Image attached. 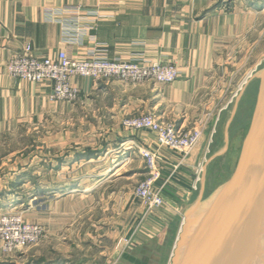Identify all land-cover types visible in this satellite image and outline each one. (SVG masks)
<instances>
[{
  "label": "crops",
  "instance_id": "crops-1",
  "mask_svg": "<svg viewBox=\"0 0 264 264\" xmlns=\"http://www.w3.org/2000/svg\"><path fill=\"white\" fill-rule=\"evenodd\" d=\"M236 2L225 10L221 0H0V131L79 110L90 120L100 117L105 121L103 130L115 142L116 157H121L137 147H155L153 134L124 130V117L154 112L176 128L188 129L204 113L219 115L214 102L226 100L225 94L237 83V76L251 67L252 19L264 15L263 10L255 15L242 2ZM72 7L85 16L77 24L84 31L68 40L65 28L75 32V24L49 14ZM25 46L39 58L63 51L74 59L103 53L110 61L173 64L180 77L167 85H124L73 77L70 82L80 91V103L50 102L49 87L7 74V61ZM263 55L261 47V58ZM223 105L225 102L219 108ZM209 147L208 133L186 155L159 150L158 185L165 183V206L158 213L162 221L178 216L182 223L181 212L197 188V197L200 193ZM85 159V164L93 162L90 157ZM99 159L107 162L109 158L104 155ZM62 162L72 167L77 160L68 155ZM160 227V223L148 220L135 240L146 241Z\"/></svg>",
  "mask_w": 264,
  "mask_h": 264
},
{
  "label": "rangeland",
  "instance_id": "rangeland-1",
  "mask_svg": "<svg viewBox=\"0 0 264 264\" xmlns=\"http://www.w3.org/2000/svg\"><path fill=\"white\" fill-rule=\"evenodd\" d=\"M240 2L255 15L264 11V0H237L236 3ZM221 3L225 10H229L233 8L235 0H221ZM252 22L253 34L249 39L253 46L252 65L247 68L246 74L237 76V83L225 94L226 100L214 102L218 106L215 111L221 113H204L195 119L190 128H179L188 132L202 121L203 126H199L202 138L209 133L207 161L212 155L222 151L225 125L240 96L228 131V147L224 154L206 166L204 199L232 175L255 112L259 79L253 76L264 66V55L263 58L260 56V48L264 50V15L260 14ZM100 54L103 53H94L84 58ZM109 80L124 85H137L115 79L100 81ZM45 86L50 88V102H63L72 106L80 103L81 96L77 87L78 97L67 102L52 101L51 87ZM222 102L225 105L220 109ZM145 115H152L175 126L154 112L137 116ZM125 118L128 117L123 119ZM104 126L106 123L100 117L98 120H90L77 110L73 114L49 117L41 123L25 122L0 131V229L5 228L6 221L9 225H17L19 239L27 241H15L9 250L7 244L0 239V264L169 263L181 218L168 217V220L162 221L158 213L165 206L164 200L162 208L150 210L135 195L136 188L149 177L138 149L154 151L159 162V150L166 148L157 144L155 134L142 130L154 135V149L137 147L135 151H125L121 157H116L115 142L103 130ZM123 129L126 130L124 127ZM68 155L75 156L76 165L71 167L62 162ZM104 155L109 158L107 162L99 159ZM89 157L93 162L85 164V158ZM160 180L153 188L161 191L163 199L165 183L158 185ZM198 191L197 188L181 215L196 201ZM17 220L18 224L14 222ZM148 220L160 223L158 233L148 236L146 241L135 240L134 236L147 225ZM24 229H28V234L33 229L37 233L30 239V235H25ZM254 264H257V260H254Z\"/></svg>",
  "mask_w": 264,
  "mask_h": 264
},
{
  "label": "built area",
  "instance_id": "built-area-1",
  "mask_svg": "<svg viewBox=\"0 0 264 264\" xmlns=\"http://www.w3.org/2000/svg\"><path fill=\"white\" fill-rule=\"evenodd\" d=\"M49 15H51V18L62 17V22L67 18L66 23L75 24V32H72L71 27L65 28V35L68 40L69 37L80 36L81 31H84L77 27V24H80L81 21L83 22L85 17L78 8L63 9ZM78 31L80 32L78 33ZM6 71L12 79H19L33 84L49 85L51 87L50 99L52 101L67 102L73 101L79 95L78 89L70 82L73 77L94 81L115 79L122 83L130 84L154 82L167 85L178 80L180 76L177 68L170 64H138L110 61L103 54L73 60L65 52L60 51L54 57L36 58L32 55L30 46H25L20 52L9 58ZM122 126L130 131L147 130L152 132L155 134L157 144L161 148L186 155L194 149L201 139L202 130L200 127L203 126V123L200 121L191 131L184 132L152 115H145L125 118L122 121ZM138 154L146 165L149 177L136 188L135 195L144 202L148 209L153 210L155 208V210H158L163 207L161 191L153 188L161 177L158 167V155L154 151L143 148L138 149ZM14 222L18 224V220ZM9 224L7 221L4 222L5 228L0 229V239L11 250L10 246L13 242L24 243L27 241L19 239L16 233L17 225ZM27 230L24 229L25 235L28 234ZM36 233L37 231L33 229L28 234L30 239Z\"/></svg>",
  "mask_w": 264,
  "mask_h": 264
},
{
  "label": "water",
  "instance_id": "water-1",
  "mask_svg": "<svg viewBox=\"0 0 264 264\" xmlns=\"http://www.w3.org/2000/svg\"><path fill=\"white\" fill-rule=\"evenodd\" d=\"M253 78L259 79L257 103L239 161L230 178L205 199L203 173L200 193L183 213L168 264H213L264 228V66ZM239 98L225 125L224 147L206 161L204 171L228 147V131ZM259 264H264V258Z\"/></svg>",
  "mask_w": 264,
  "mask_h": 264
},
{
  "label": "bare ground",
  "instance_id": "bare-ground-1",
  "mask_svg": "<svg viewBox=\"0 0 264 264\" xmlns=\"http://www.w3.org/2000/svg\"><path fill=\"white\" fill-rule=\"evenodd\" d=\"M202 207L199 212L202 210ZM247 216L249 215L247 214ZM242 245L243 247L224 255L213 264H254V260H257V264H259L260 258H264V228L259 229L251 240L243 242Z\"/></svg>",
  "mask_w": 264,
  "mask_h": 264
}]
</instances>
